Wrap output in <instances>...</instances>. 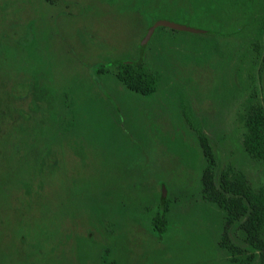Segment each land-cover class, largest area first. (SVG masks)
<instances>
[{
  "label": "rangeland",
  "instance_id": "obj_1",
  "mask_svg": "<svg viewBox=\"0 0 264 264\" xmlns=\"http://www.w3.org/2000/svg\"><path fill=\"white\" fill-rule=\"evenodd\" d=\"M158 20L203 32L142 47ZM138 57L161 75L150 96L109 63ZM259 107L264 0H0V264H264V231L204 192L197 131L216 188L234 168L259 190Z\"/></svg>",
  "mask_w": 264,
  "mask_h": 264
},
{
  "label": "trees",
  "instance_id": "obj_2",
  "mask_svg": "<svg viewBox=\"0 0 264 264\" xmlns=\"http://www.w3.org/2000/svg\"><path fill=\"white\" fill-rule=\"evenodd\" d=\"M261 28L263 29V26ZM255 47L259 48L258 42H255ZM109 63L118 69V79L131 91L144 96H150L157 91L161 75L156 71H150L143 58H118ZM197 131L200 145L207 158L203 174L204 192L227 213L237 218L249 216L252 233L261 234L264 231V186L255 190L244 172L228 168L221 173L216 188L214 182L216 156L208 136L200 128H197ZM245 144L250 153L264 160V108L259 107L253 117L248 119ZM166 208L167 198L162 192L159 196V211L152 223L153 231L160 236L165 233L167 226Z\"/></svg>",
  "mask_w": 264,
  "mask_h": 264
},
{
  "label": "water",
  "instance_id": "obj_3",
  "mask_svg": "<svg viewBox=\"0 0 264 264\" xmlns=\"http://www.w3.org/2000/svg\"><path fill=\"white\" fill-rule=\"evenodd\" d=\"M159 26H166V27H169V28H172V29H175V30L203 32V30H201V29L193 28V27L185 25V24H180V23H176V22H173V21H169V20H158V21H156L155 23H153L149 27V29H148L145 37H144L143 46L142 47H144L146 45L147 41L150 39V37L153 34L154 30L157 27H159ZM165 193H166V190L164 189V191H163V195L164 196H165Z\"/></svg>",
  "mask_w": 264,
  "mask_h": 264
}]
</instances>
